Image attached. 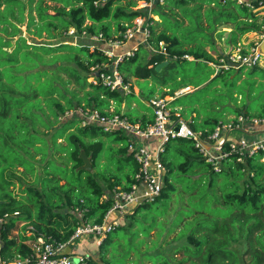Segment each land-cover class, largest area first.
Masks as SVG:
<instances>
[{
	"label": "trees",
	"instance_id": "trees-1",
	"mask_svg": "<svg viewBox=\"0 0 264 264\" xmlns=\"http://www.w3.org/2000/svg\"><path fill=\"white\" fill-rule=\"evenodd\" d=\"M258 1H247L248 5L234 0H159L154 8L133 9L130 7L135 5L134 0H0V7L4 5L0 8L2 259L10 261L31 252L27 241L32 236L26 234L27 224L48 241H67L78 224L101 223L111 205V198L103 196L109 197L115 188L130 190L136 182L138 164L128 150V135L122 129L104 130L97 124H82L75 108H97L106 115L122 114L141 126L153 121L150 105L146 104L148 98H140L139 102L149 113H121L124 96H135L133 92L111 90L101 82L88 80L92 67L105 69L102 64L111 60L104 52L103 40L101 46L93 48L73 43L54 46L28 43L10 19L21 21L15 12L23 15L24 10L25 17L28 7V27H32L36 36L45 32L47 37L55 38L73 28L75 34L100 35L106 42L121 38L136 17L144 18L148 37L140 42L139 35L137 40L127 42V49L137 46L133 55L120 62V72L127 81V74L137 78L156 75L159 65L194 64L195 68L189 73L179 66L180 78L170 86L163 78L160 85L169 88L162 97L173 96L169 101L172 112H178L193 130L206 136L222 119L223 112L214 116L202 104L199 108L196 104L186 107L181 100L187 94L175 96L174 91L189 85L178 86V83L188 76L198 75L201 64L208 70L205 81L215 73L209 62L232 52L238 44L243 53L247 51L242 44L243 35L264 34V13ZM112 26L119 33L115 37ZM14 36L17 38L13 41ZM215 39H223L226 52L215 47ZM126 45L119 50H126ZM185 54L193 56L194 60L185 58ZM56 60L59 62L55 66ZM63 60L75 61L78 67ZM147 64L152 66L146 69ZM240 71L235 73V80ZM246 76L254 83L264 81V67L254 65ZM69 83L77 85L82 94L68 88ZM111 102L115 105L112 111L109 110ZM226 109L235 117L264 118V105L252 114L248 104L242 109L238 106ZM69 111L71 115H64ZM251 127L257 126L248 125L247 130ZM263 135L264 132L255 135L243 132L235 141ZM59 138H63V142L58 143ZM223 149L227 155L215 167L191 139L174 138L164 142L159 153L165 167L160 194L135 205L132 212L126 214L127 222L118 223L106 232L98 244L101 264H136L137 260L139 264H264V160L261 159L264 149L245 154L241 159L237 151L230 150L228 143ZM81 150L91 156L93 167L103 158L104 168L81 169ZM50 151L66 161L60 165L48 159ZM37 154H41L38 161L45 162L39 186L26 179L27 175L35 173ZM17 166L23 170L19 171ZM100 180L105 182L104 186ZM17 183L20 198L12 195V187ZM173 197L182 200V204L170 207ZM18 222L26 223L23 232L12 236L11 231ZM153 234L154 238L147 239ZM88 238L76 239L70 250L75 249L81 239ZM83 254L87 256L86 264L95 263L94 255ZM131 254L136 256L134 260L129 258Z\"/></svg>",
	"mask_w": 264,
	"mask_h": 264
},
{
	"label": "built area",
	"instance_id": "built-area-1",
	"mask_svg": "<svg viewBox=\"0 0 264 264\" xmlns=\"http://www.w3.org/2000/svg\"><path fill=\"white\" fill-rule=\"evenodd\" d=\"M226 1V0H221ZM239 4H248L245 0H234ZM260 8L264 7L263 0L258 1ZM143 26H130L122 33V37L107 41L110 47L104 49V52L110 57L108 64L105 66L92 67V74L88 76L89 81L101 82L111 90H120L128 93L131 90V83L125 80L124 75L120 72L118 66L125 58L133 55L136 44L126 50H119L125 41L135 40V35L140 34V42L146 41L149 30L143 20ZM67 33H75L70 28ZM66 34V33H65ZM101 39L100 35L94 36ZM163 41L160 42L162 44ZM244 53L242 47L238 44L230 53L217 57L215 61L209 62L215 72H226L231 70L238 71L241 68H250L258 65L264 56V34L261 39L252 46L247 47ZM185 58L194 60V57L188 54ZM152 64L148 65L151 67ZM102 68V69H101ZM153 113V121L145 126L139 122H132L122 114H103L97 108L82 109L75 108V112L82 119V124H97L104 130L122 129L129 137L128 150L133 154L138 164V169L134 175L136 182L131 185L130 190L115 188L109 193V197L104 195L103 198H111V205L106 211L101 223L84 221L78 224L72 235L67 241H48L41 234L35 231L31 224L26 225V234L32 236L27 242L31 247V252L26 256L18 255L10 261L2 259L0 255V264H86V258L82 253H72L70 245L76 240L88 236L103 238L107 231L118 224L120 216L132 212L135 205L153 200L161 192L162 177L165 167L160 160L159 153L163 149L164 142L174 138H188L194 142L195 147L202 155L215 167L218 162L227 155L223 146L229 144L230 150L237 151L241 159L245 154H254L259 149H264V135L255 139L241 138L235 141L232 134L234 132H248L244 122H250L255 126L261 125L264 119L239 115L233 117L228 123L219 121L215 128L206 136H202L201 131L193 130L188 122L180 116L178 112L173 113L169 106V101L162 97H153L148 101ZM72 114V111L66 114ZM249 134H256V131L249 130ZM261 132H264L262 129ZM26 224V223H22Z\"/></svg>",
	"mask_w": 264,
	"mask_h": 264
},
{
	"label": "rangeland",
	"instance_id": "rangeland-1",
	"mask_svg": "<svg viewBox=\"0 0 264 264\" xmlns=\"http://www.w3.org/2000/svg\"><path fill=\"white\" fill-rule=\"evenodd\" d=\"M71 1V0H70ZM127 1V0H125ZM135 1V5L133 7V9H139V8H144V7H150L152 4V0L146 1V0H134ZM24 2V0H23ZM27 6V5H26ZM1 9L4 8V5H2L0 7ZM28 8V7H27ZM25 10V17H24V10H23V15H20L18 12H15V14L21 18V21H16L13 18L12 19L16 25L19 27L20 29V35L24 36L27 40L28 43H32V42H37V43H45L46 45H58L60 43H73L75 45H88L90 48H93L94 46H101V40L97 39L91 35H78L75 33H66V34H61L60 36H57L55 38H50L47 37L46 33L44 32L42 34V36H36L33 33L32 27H28V15L29 12L28 10ZM151 8V7H150ZM50 13L55 14V12L53 10H49ZM32 15H34L36 17V14L34 11L31 12ZM154 19H157V16L153 15ZM144 18L142 17H136L133 20V25L134 26H143V21ZM0 27H2V24L0 23ZM131 28V27H128ZM127 28V29H128ZM117 34V32H115L114 26H112V35L113 37H115ZM140 34H136L135 35V39L137 38V36H139ZM246 36H248V38H246ZM17 38V36L13 37V41ZM261 39V35H254L253 33H249V35L245 34L242 37V44L245 45L246 47L252 46L255 42L259 41ZM137 40V39H136ZM131 40L125 41L124 44L122 45V47L124 45L127 44V42H130ZM215 43V47L219 50V51H223L226 52V48H225V44L223 39H215L214 40ZM106 45V46H105ZM104 45V49L107 47H110L108 42H105ZM128 44L126 45V49H127ZM134 45H132L133 47ZM12 47V46H11ZM9 47V49L11 48ZM121 51V50H120ZM58 54L62 53V51H58ZM59 60V59H58ZM58 60L55 61V66L58 64ZM66 64H72L76 67H78V65H76L75 61L72 60H63ZM149 64V63H148ZM148 64L146 65V69L148 67ZM177 65H174L173 67L170 66H162L160 67L158 73L156 75H154L153 73L149 76V77H144V78H137L135 76H133L132 74H127V79L129 80V82L131 83V91L133 92V94L135 96H124V100L121 104V110L122 111H126L129 110V112L131 113V115H135V113H137L139 111L140 106V98L141 100H145L146 98H148L149 100L153 97H162V94L164 91H167L169 88L168 87H163L161 84L163 78H165L167 80V86H170L171 83L174 82V80L176 81L177 79L180 78L179 75V71H178V67H184V72L185 73H189L190 71H192L195 68L194 64H182V63H176ZM258 66L260 67H264V56L262 57V59L260 60V62L258 63ZM207 69L204 68V64H201L200 66V73L198 75L194 74L191 76H188L186 78H184L183 81H181L180 83H178V86H182L185 84H189L185 87H180L177 90L174 91V95L175 96H179L181 94H187L182 98V102L184 103V106H191V105H195L199 108L201 107V104L208 108L210 111H212L214 116H219V114L221 112H223V117L220 121L228 123L229 121L232 120L233 117H235L234 113H231L230 111H228L226 109V107H233V106H238L239 108H243L245 105L248 104V106L250 107V114L254 113L257 111V109H259V107H261L262 105H264V81H257L256 83L253 82L252 79H246L247 78V74L250 71V68L244 67L241 68L240 73L238 74L239 77L237 80H235V73L236 70H231V71H226L224 73H222L219 77H215L217 78L215 82H212V84L209 85V83L198 90H194L197 86H199L200 84L206 82L207 80L203 81L206 76H207ZM82 73H85L82 71ZM215 73H213L210 77H212ZM63 76H65L64 74H62ZM210 79V78H209ZM208 79V80H209ZM246 79V80H245ZM89 80V79H88ZM203 81L202 83L198 84L199 82ZM228 82V83H227ZM198 84L196 87L195 85ZM68 88L70 89H74L76 92H78L79 95L82 94L81 91L77 90V85L73 84V83H69ZM154 90V93L151 94L150 91ZM241 92L242 94L238 93V91ZM193 92V93H190ZM189 93V94H188ZM221 96V97H220ZM167 101H171L173 99V96L170 95H165L164 97ZM207 98V99H205ZM208 101V103H207ZM133 103H135L133 105ZM207 103V104H206ZM113 103L111 102V105ZM185 107V108H186ZM114 109V107L110 108L109 110L112 111ZM226 109V110H225ZM64 115H71L70 113L68 114H64ZM63 116H60V118ZM264 119V118H262ZM244 124L246 125V129L248 127V125H252L250 122H244ZM262 129L264 130V122L261 125H258L257 127H251L249 130L251 131H256L261 132ZM248 130V132H250ZM233 131V136L237 137L239 136L241 133L239 132H234ZM52 132V130H51ZM251 135H255V134H251ZM49 136H46V138H48ZM58 143L63 142V138H59L57 139ZM105 154V152H103L101 155L103 156ZM64 155V154H61ZM41 154H37L36 155V160H41L40 158ZM48 159H53L55 160L56 163L58 164H63V161H66V158L63 157H59L57 154L53 155L52 152L50 151V153L47 155ZM262 160H264V157L261 158ZM104 159L100 158L98 160V166L97 167H93L91 171H95V170H102L103 167V163ZM35 173L32 175H27L26 179L29 182H34V184L36 186L40 185V178L43 176V165L45 164L44 161H38L35 163ZM69 164L70 161H69ZM68 164V165H69ZM16 169H18L19 171L23 170V167L21 166H17ZM17 173V172H16ZM22 177L24 179V174H22ZM36 178V179H35ZM102 185H105V182L103 180H100ZM61 183L63 181H60ZM12 195H14L16 198H20L21 195V191L19 188V184H15L14 187H12ZM182 200H179L175 197L172 198L171 202H170V207H175L178 206L180 204H182ZM171 210V209H169ZM169 213H167L168 215ZM166 215V216H167ZM129 220V218L127 217V215H123L120 216V218L118 219V223H125ZM24 229V225L21 222L17 223V227L15 229H13L11 231V235L12 236H19L20 234H22ZM154 233V231L152 232ZM89 237V238H88ZM86 238H88L87 240L85 239H81L78 243L76 247L77 251H83V252H87V253H91L92 255H94V264H101V261L99 260V252H98V244L101 241V238L98 239V237L93 236V238H91L90 236H88ZM84 238V237H83ZM154 238V234L150 237H147V239H151ZM240 248V247H239ZM95 251V253H93V251ZM132 260H134L136 258V256L134 254H131V256L129 257ZM136 264H139V260H137Z\"/></svg>",
	"mask_w": 264,
	"mask_h": 264
},
{
	"label": "water",
	"instance_id": "water-1",
	"mask_svg": "<svg viewBox=\"0 0 264 264\" xmlns=\"http://www.w3.org/2000/svg\"><path fill=\"white\" fill-rule=\"evenodd\" d=\"M158 1L159 0H152V4H151L150 7L154 8ZM161 66L162 65H159V66H157V68L160 69ZM219 73L220 72H215V74L212 77H210L209 80H207L206 82L200 84L194 90H198V89H201V88L205 87L211 80H213L215 77H217L219 75ZM79 158L82 160V164L80 165V168L84 169V170H87V171H91V169H92L91 156L87 155L84 150H81L80 153H79Z\"/></svg>",
	"mask_w": 264,
	"mask_h": 264
},
{
	"label": "crops",
	"instance_id": "crops-1",
	"mask_svg": "<svg viewBox=\"0 0 264 264\" xmlns=\"http://www.w3.org/2000/svg\"><path fill=\"white\" fill-rule=\"evenodd\" d=\"M245 1H250V0H245ZM260 8V7H259ZM262 11V13H264V7H262V8H260ZM123 102V101H122ZM113 103V102H112ZM122 104V103H121ZM135 103H133V105H134ZM146 104L148 105V101L146 102ZM121 106V105H120ZM112 107H114L115 108V105H114V103L111 105L110 104V108H112ZM109 108V109H110ZM149 109L151 110V107H149ZM149 110V111H150ZM120 111H121V113H124V112H129V110H126V111H122L121 110V107H120ZM149 111L148 110H144V109H142L141 107L139 108V111L137 112V113H135V115H141V114H143V113H149ZM72 253H82L83 254V252H80V251H77L76 250V248L75 249H73L72 251H71Z\"/></svg>",
	"mask_w": 264,
	"mask_h": 264
}]
</instances>
